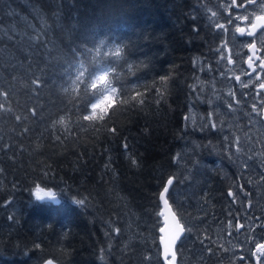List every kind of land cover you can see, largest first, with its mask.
Listing matches in <instances>:
<instances>
[{"label": "trees", "instance_id": "1", "mask_svg": "<svg viewBox=\"0 0 264 264\" xmlns=\"http://www.w3.org/2000/svg\"><path fill=\"white\" fill-rule=\"evenodd\" d=\"M224 22L216 0H0V264H165L170 177L177 264L264 241V132L229 107Z\"/></svg>", "mask_w": 264, "mask_h": 264}, {"label": "flooded vegetation", "instance_id": "2", "mask_svg": "<svg viewBox=\"0 0 264 264\" xmlns=\"http://www.w3.org/2000/svg\"><path fill=\"white\" fill-rule=\"evenodd\" d=\"M216 2L219 3L225 20L224 24H220L224 26L220 30L225 33L226 40L220 47L219 56L225 96L231 99L229 107L235 115L246 114L253 124L256 120L258 127L262 126L264 89H260L259 85L264 83V68H261V61L264 60V21H257L256 17L264 16V0H216ZM240 17H247V19H240ZM256 22L262 26L253 32L251 25ZM237 27L245 28V35L237 33L235 31ZM247 32H253V35L248 36ZM253 43L256 48L249 49L248 45ZM249 57H252L251 61ZM253 105H255V111H253ZM256 116L258 118L254 119ZM216 128L222 131L225 145L234 143V135L232 141L228 142L230 136L226 134L227 126H216ZM240 135L238 130L236 134L238 141L241 138ZM262 183L264 184V181L258 179L259 189ZM253 252L255 253L254 250ZM259 259L264 260V255L259 253ZM249 264H253V261ZM254 264H258L256 259Z\"/></svg>", "mask_w": 264, "mask_h": 264}, {"label": "snow or ice", "instance_id": "3", "mask_svg": "<svg viewBox=\"0 0 264 264\" xmlns=\"http://www.w3.org/2000/svg\"><path fill=\"white\" fill-rule=\"evenodd\" d=\"M240 19H247V17H240ZM256 20L257 21H264V16H257ZM261 26L262 25L256 24V23H253L251 25L253 32L255 31V29H257L258 27H261ZM216 27L219 29V28H223L224 26L223 25H217ZM235 31L237 33L241 34L242 36L245 35V32H246L245 28H242V27H237ZM253 32H247V35L248 36H252ZM248 48L249 49L256 48L255 43L249 44ZM119 53H120V49L117 48L116 54L119 55ZM251 59H252V57H249L250 61H251ZM229 62L231 63V60ZM250 66H251V64H250ZM261 68H264V60L261 61ZM81 74L83 75V73H81ZM100 79L104 80L105 77L101 76ZM161 79H164V77H161ZM237 79L239 80V77H237ZM93 86L95 87V85H93ZM244 87H247V85H244ZM259 88L260 89H264V83H261L259 85ZM112 91L115 92L116 89H113ZM104 101L107 102L106 107H105V111H107V108H110L111 105H112V100H111L110 97L105 96L104 97ZM90 107L94 110V109L100 107V104L99 103H93V104H91ZM253 111H255V105H253ZM94 115H95V113H93V115H85L84 119L85 120H92L94 118ZM61 123H63V120H61ZM205 127H206V125H205ZM212 127L215 128V124H213ZM201 130H203V129H201ZM112 131L115 132V129H112ZM124 147L127 148V145L125 144ZM132 164L136 165L137 161L135 159H133L132 160ZM174 179H175V177H170L168 179L166 185L164 186L163 190L159 194V200L163 202L165 208H169V200L166 198V195L169 193L170 188L173 185ZM33 194L35 195V197L37 199H43L45 197H51L53 195L50 190L49 191H44L43 189H41L39 187L33 189ZM231 195H232V193L229 192V196H231ZM75 203L78 204V205H81L84 202L82 200H76ZM160 215H163V212H161ZM177 227H178V232L176 233V236L171 241V244H173V245L176 244L178 239H180L181 233H183L185 231V229L183 227H181L179 225V223L177 224ZM261 227H264V225H262ZM160 231L163 232L164 229L161 228ZM161 239L163 240V238H161ZM262 239H264V237H262ZM252 242L255 243V240L253 239ZM37 247H39V246H37ZM255 248H256L257 252H259L260 254L264 255V243H255ZM253 255H256V253H253ZM47 264H52V262L48 261Z\"/></svg>", "mask_w": 264, "mask_h": 264}, {"label": "water", "instance_id": "4", "mask_svg": "<svg viewBox=\"0 0 264 264\" xmlns=\"http://www.w3.org/2000/svg\"><path fill=\"white\" fill-rule=\"evenodd\" d=\"M256 24H259V23L256 22ZM168 179L166 180L164 186L166 185ZM163 188L161 189V191L163 190ZM166 198H167V195H166ZM45 199H47V197H45ZM160 205H161V212H163L162 225L159 228L160 257L165 264H176V259H177L176 246L179 243L182 236L184 235L185 231L181 233L180 239L177 240L176 244L174 245L171 244V241L176 236V233L178 232L177 224L179 223V225L183 228L184 226L182 222L180 221V219L178 218L175 211L173 210L170 203H169V208H165L162 201H160ZM161 228L164 229L163 232L160 231ZM161 238H163V240ZM243 258L244 256L241 255L240 259L243 260ZM48 261H51L52 264H56V262L52 259H46L40 264H47ZM240 264H247V263L242 262Z\"/></svg>", "mask_w": 264, "mask_h": 264}, {"label": "rangeland", "instance_id": "5", "mask_svg": "<svg viewBox=\"0 0 264 264\" xmlns=\"http://www.w3.org/2000/svg\"><path fill=\"white\" fill-rule=\"evenodd\" d=\"M105 96H108V95L105 94ZM105 96H104V97H105ZM104 97H103V98H104ZM96 103H99V101H97ZM257 118H258V116H256L254 119H257ZM261 125H262V126L259 125V127H258V124L255 123V126H256L257 128H259V129H261V132H264V123L261 122ZM41 189H42V188H41ZM43 190H44V191H49V190H45V189H43ZM256 243H257V242H256ZM254 249H255V244H254V247H253V249H252V252H248V251H247L248 254H246V255H249V257L252 259L253 264H254V262H255V259H256L257 262H259V260H260V259H259V252H256V251H255L256 255H253V253H254L253 250H254ZM260 255H262V254H260ZM262 262H264V260H263Z\"/></svg>", "mask_w": 264, "mask_h": 264}, {"label": "clouds", "instance_id": "6", "mask_svg": "<svg viewBox=\"0 0 264 264\" xmlns=\"http://www.w3.org/2000/svg\"><path fill=\"white\" fill-rule=\"evenodd\" d=\"M52 192V196L51 197H47V199L43 198V199H37L35 196H34V201H37V202H41V203H44V202H52V203H59V200H58V195L57 193L55 192L54 189L50 190ZM73 203H75L73 201Z\"/></svg>", "mask_w": 264, "mask_h": 264}, {"label": "bare ground", "instance_id": "7", "mask_svg": "<svg viewBox=\"0 0 264 264\" xmlns=\"http://www.w3.org/2000/svg\"><path fill=\"white\" fill-rule=\"evenodd\" d=\"M180 262V261H179ZM57 264V263H56Z\"/></svg>", "mask_w": 264, "mask_h": 264}]
</instances>
